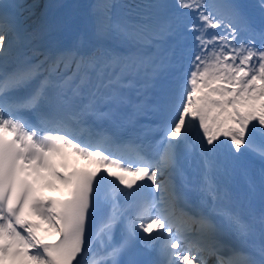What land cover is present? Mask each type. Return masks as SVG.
<instances>
[{
	"label": "snow or ice",
	"instance_id": "1",
	"mask_svg": "<svg viewBox=\"0 0 264 264\" xmlns=\"http://www.w3.org/2000/svg\"><path fill=\"white\" fill-rule=\"evenodd\" d=\"M10 6L0 0V17ZM111 7L95 6V28L116 46L73 54L70 62L64 56L33 62L22 53L9 65L2 58L11 42L5 49L0 23V261L121 264L126 255V264H145L135 251L139 241L158 251L152 264H207L205 252L216 264H264V167L257 175L240 160L245 146L264 161V143L252 146L257 133L264 137V0L257 5L259 29L233 0H176L178 9L195 13L188 20L180 11L169 13L161 0L125 5L134 20H113ZM16 23L22 24L19 14ZM153 88L162 101L152 107L159 120L139 134L162 133L156 142L162 150L150 157L148 145L133 147L118 133L145 110L140 97ZM131 89L139 102L129 97ZM127 105L133 111L121 119ZM104 120L117 133L94 127ZM194 131L198 142L190 140ZM225 143L229 152L222 158ZM65 149L97 167L69 170ZM194 157L199 201L192 214L181 215L197 225L198 240L182 246L181 224L174 221L181 193L173 177H183ZM237 175L246 181L243 194L234 187ZM44 187L63 197H44ZM143 189L160 196L142 199L128 215L119 195ZM101 206L109 211L96 235L109 244L98 256L85 231L90 211L95 216ZM118 223L121 238L111 243Z\"/></svg>",
	"mask_w": 264,
	"mask_h": 264
},
{
	"label": "rangeland",
	"instance_id": "2",
	"mask_svg": "<svg viewBox=\"0 0 264 264\" xmlns=\"http://www.w3.org/2000/svg\"><path fill=\"white\" fill-rule=\"evenodd\" d=\"M30 5L31 11L29 13H26L24 11V4L23 2H26ZM49 0H15L14 6L19 4L22 5L23 7H20L18 9L19 13L22 15L23 20H22V33L23 37L21 38V35H18L15 33L13 27H4V31L6 33V38H5V49H8V44L9 41L11 42V48L8 49L7 51V63L9 65H15L17 62L16 57L17 54L21 51H27L28 54H33L31 53V45H32V37L34 35V30L38 22L42 19L44 15V8L46 4L48 3ZM124 0H108V3L112 5L111 7V15L113 20H134L136 17L134 16H129L127 13L129 12V8L125 7V4L123 3ZM209 2H212V0H209ZM235 3V1L233 0ZM123 4V5H121ZM172 6H169V13L174 12V11H180L184 13V16L182 17L183 19L187 20L188 18L190 19H195V13H188L187 10H181L176 7V0L173 1ZM240 6L241 11L245 14V18L249 24H251L253 27L259 29L261 27V16H260V10L257 7L258 2L251 3L250 6L244 5V2H239L235 3ZM241 4L243 6H241ZM35 5V7H31ZM28 14V15H27ZM32 18H28V17ZM28 18V19H27ZM30 19V20H29ZM102 38V39H101ZM103 40V42H112L116 46V41L109 37V36H101L100 35V42ZM99 42V44H101ZM102 45H99V48ZM33 62L40 61L42 58L38 54H33ZM3 59V58H2ZM224 139V138H221ZM264 143L261 138H259L258 134L255 135V137L252 140V146L253 148L258 147L260 144ZM224 146H229L228 144H223ZM71 150V149H70ZM241 152L244 154H247L249 157H251L254 160H257L258 162L262 163L264 165V161H262L259 157V155L252 151V150H245V146H242ZM78 160H83L86 161L87 164H93V167L96 168L97 165L94 162H91L83 157H79L77 155ZM3 261H0V264H2ZM7 264V262H5Z\"/></svg>",
	"mask_w": 264,
	"mask_h": 264
},
{
	"label": "bare ground",
	"instance_id": "3",
	"mask_svg": "<svg viewBox=\"0 0 264 264\" xmlns=\"http://www.w3.org/2000/svg\"><path fill=\"white\" fill-rule=\"evenodd\" d=\"M99 1H100V3H102V2H107L108 3V0H99ZM23 4H24V11L26 13H29L31 11L30 5L27 3V1L23 2ZM28 18H32V17L30 16ZM188 19H190V18H188ZM100 43H101L100 45H102V46H115L114 43H112V42H103V40ZM22 53L23 52H20V53L17 54L16 60H15L16 62H19V60L23 58L22 55H21ZM25 54L28 56V53L25 52ZM3 59L7 60V57L5 56V57H3ZM151 90L152 89H149L147 92H149ZM133 91L136 94L135 89L128 90V94H132ZM65 151L67 153V162L69 164V167L74 165V164L80 163V160H78L77 154L75 152H73L72 150H69V149H65ZM219 152H220L222 158L228 156L229 146L222 145L221 148L219 149ZM240 160L251 170V172H253V173L257 174V175L259 173L260 168L264 167V165L262 163L258 162L257 160L252 159L251 157H249L247 154H244V153L241 154ZM88 165L89 166H93V164H88ZM61 171H63V169H61ZM234 187L236 188V190H237V192L239 194H243L246 191V187H247L245 179L243 177L239 176V175L235 176L234 177ZM41 191L44 194V196L48 192H51L50 188H48V187L42 188ZM59 191L62 192L61 190H59ZM255 207H256L257 212H259L260 203H259L258 199L255 202ZM96 234H94V236L92 238V243H93L92 252L97 254L98 256H102V255H104L106 253L105 252V249H106L105 247L108 246V242L106 241L107 240V236L101 234L99 237H97ZM47 238H54V236L49 235ZM192 254L194 255L195 252L192 253ZM89 259H91V256L89 257ZM7 264H8V262H7Z\"/></svg>",
	"mask_w": 264,
	"mask_h": 264
},
{
	"label": "trees",
	"instance_id": "4",
	"mask_svg": "<svg viewBox=\"0 0 264 264\" xmlns=\"http://www.w3.org/2000/svg\"><path fill=\"white\" fill-rule=\"evenodd\" d=\"M173 0H161V2L165 3V4H169L172 5ZM239 1H243V0H239ZM141 0H124L125 5H135L137 3H140ZM259 138L262 139V141L264 142V137H261L259 133H257Z\"/></svg>",
	"mask_w": 264,
	"mask_h": 264
}]
</instances>
